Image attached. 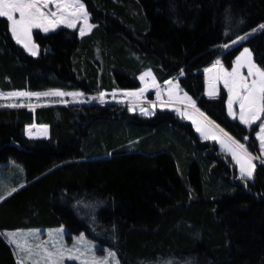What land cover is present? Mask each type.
Here are the masks:
<instances>
[{
  "label": "trees",
  "instance_id": "obj_1",
  "mask_svg": "<svg viewBox=\"0 0 264 264\" xmlns=\"http://www.w3.org/2000/svg\"><path fill=\"white\" fill-rule=\"evenodd\" d=\"M80 1L90 30L33 29L35 56L0 18V91L95 96L137 88L149 70L158 84L176 81L198 111L259 157L256 125L227 116L222 85L213 97L203 93L202 70L215 59L229 68L243 46L264 70V0ZM32 122L47 134L26 136ZM6 165L0 181H14L0 191V264H16L4 229L54 225L67 239L81 232L111 248L119 264H264V164L241 179L226 153L169 109L143 115L86 100L1 107L0 170Z\"/></svg>",
  "mask_w": 264,
  "mask_h": 264
},
{
  "label": "rangeland",
  "instance_id": "obj_2",
  "mask_svg": "<svg viewBox=\"0 0 264 264\" xmlns=\"http://www.w3.org/2000/svg\"><path fill=\"white\" fill-rule=\"evenodd\" d=\"M81 2V1H80ZM82 3V2H81ZM83 4V3H82ZM50 7H52L50 5ZM54 10V9H53ZM7 20V19H6ZM8 24V32L11 35L12 39L14 42L16 40L12 36L11 30H10V22L7 21ZM87 24L92 27V24L87 21ZM262 24H259L252 29H250L247 33H245L243 36H247L255 31H257ZM60 26H65V25H60ZM76 28L77 34L80 36L81 28H85V23L84 20L81 18L79 21H77L76 26L73 27ZM41 30V29H39ZM43 31V30H41ZM89 30L86 29L85 33L88 32ZM241 37L235 38L233 41H239ZM231 41V43H233ZM34 43V42H33ZM18 44V43H17ZM27 53H29L21 44H19ZM37 46V45H36ZM38 48V47H37ZM244 49H248L246 46H243L239 52L235 55L232 64L229 68H225L228 71H231L233 67H235V62L238 57L241 56V54L244 52ZM249 51V50H248ZM250 53V52H249ZM30 54V53H29ZM218 59H215L210 65L206 66L203 68V76H204V87H203V93L208 94L209 91V78L210 76L214 75L216 69H213V72H206V69H212L213 65L216 63ZM252 61V59H251ZM252 63H254L252 61ZM221 64V63H220ZM255 64V63H254ZM222 65V64H221ZM256 65V64H255ZM257 67V66H256ZM258 68V67H257ZM247 67H243L241 69V72L244 75H247ZM150 72L149 70H144L141 73L138 74L137 78L139 80V87L137 89L131 90V89H112L109 92H99L95 96H91V94H85L81 92L80 90H61V89H56V88H51V89H44L40 91H35V92H26V91H13V92H0V100H5V98H2L3 96H8V97H18V102L21 104L20 106H25V107H35L36 105H45V104H52V103H77V102H82L86 100L87 102H116V103H121L126 106V108L129 111H135L137 113L143 114V115H151L156 109H169L173 111L175 114L178 115L183 120L188 121L197 136L201 139H205L204 135L202 132L197 131V126L200 125L202 129L210 134L215 135V139L209 138L208 140L213 141L219 150L223 151L226 153L230 159L233 161V163L236 166V173L241 176L240 174V166L237 164L236 160L233 158L231 152L227 150L225 145L230 144L231 141H236L232 137H230L227 133H225L223 130H221L219 127H217L212 121H210L207 117H205L204 114H202L200 111H198L195 107H192L191 104L187 99H185V95L189 97L185 92H183L179 86L178 88H174V85H178L176 81L172 79H168L164 81L161 84H158L155 82L152 74L151 76H145L143 80H141V77L144 76L145 73ZM251 80V78H249ZM171 82V83H169ZM218 85H223V82H218L216 84V88ZM141 89H144V91L141 93ZM226 91V99H225V112L228 117L233 118L232 115L229 114L228 110V92L227 89L224 88ZM172 90L173 95L171 97V102H169V91ZM63 92L66 95L63 97H58V96H43L40 95L39 97L32 95V96H10L9 94L11 93H19V92H25V93H37V94H42L46 92ZM141 93L138 96H128L125 95V93ZM68 93H72L75 95H67ZM101 93L104 94L103 99H101ZM157 93H159V98L157 96ZM190 98V97H189ZM192 101V100H191ZM193 102V101H192ZM34 105V106H32ZM142 109L146 110L142 111ZM234 111L237 113V118L236 120H239L238 118V105H234ZM147 113V114H146ZM234 119V118H233ZM262 120H264V117H262ZM195 121V123L193 122ZM241 123V122H240ZM256 125V130L254 132V136L258 142L259 146V157L253 156V164L255 162L258 163H263L264 164V148L261 147V143L259 140V134H260V128L259 124L260 121H257L254 123ZM252 124V125H254ZM245 125V124H243ZM249 126V125H245ZM33 129V132L30 136L34 137H39L40 134H42V131L37 130L36 127H33L32 124H29L25 128V133L29 135V129ZM231 138V140H229ZM221 141L224 143L222 144ZM237 142V141H236ZM247 178V177H246ZM65 230L62 225H56V227L50 228V229H44L47 231L46 239L40 242L38 246H46L47 240L48 243H50L48 251L50 253L54 254L55 260L59 262V264H94V261H107V264H119L117 257L114 253V251L104 245H99L96 242L86 238L81 232L74 233L71 235L69 239H67L63 232L60 230ZM12 235V231H9ZM16 232H19L23 234L24 231H18V229L14 230V234L18 236ZM42 231H38L37 235H41ZM45 244H42V243ZM16 243V241H15ZM61 256L63 257L61 259ZM77 257L76 259H69L68 257ZM155 264H180L176 261L170 260V261H157Z\"/></svg>",
  "mask_w": 264,
  "mask_h": 264
},
{
  "label": "snow or ice",
  "instance_id": "obj_3",
  "mask_svg": "<svg viewBox=\"0 0 264 264\" xmlns=\"http://www.w3.org/2000/svg\"><path fill=\"white\" fill-rule=\"evenodd\" d=\"M50 5L52 7H50ZM54 9V10H53ZM0 18H6L10 22V30L12 36L16 40V43L21 44L31 55L38 54V48L32 40L33 29H41L44 32L54 30L60 25H65L69 28L76 26L77 21L81 18L84 20L85 28H81V35L85 33V30H90L91 26L87 24L88 14L84 5L80 0H0ZM240 39H243L241 37ZM236 41H233L235 43ZM247 67V75L241 72L243 67ZM216 69L214 75L209 78V91L208 95L213 97L217 94L216 84L223 82L224 88L228 92V110L229 114L233 118H237V113L234 111V105H238V118L242 124L251 126L252 124L260 121L259 128V140L261 147L264 148V70L257 68L251 61V54L248 49H244V52L235 62V67L231 71L226 70L220 61L217 60L212 69H206V72H213ZM145 76H151V72H147L141 77V80ZM251 78V80H249ZM171 83V82H169ZM174 88H178V85H174ZM144 89H141V93ZM141 93H125L128 96H138ZM10 96H58L63 97L66 95L63 92H46L42 94L37 93H11ZM67 95H75L68 93ZM159 93L157 96L159 98ZM173 95L172 90L169 91V102ZM104 94L101 93V99ZM189 101L192 107H195V103L191 101V98L185 95L184 97ZM16 106V105H11ZM142 111H145L142 109ZM147 114V113H146ZM195 123V121H193ZM33 127H35L33 125ZM197 131L202 132L205 139H215L214 134H210L202 129L200 125L197 126ZM31 128L29 129V135H31ZM42 134H47V127L42 128ZM231 140V138H229ZM223 144L224 142L221 141ZM227 150L231 152L233 158L240 166L241 179L245 177L251 178L253 175V157L247 153L244 145L231 141L230 144L225 145ZM17 189H12L8 195L15 192ZM3 199V197H0ZM13 236L15 234H12ZM15 243V241H13ZM19 247V245H17ZM30 251V250H29ZM63 257L61 256V259ZM69 259H76L77 257L69 256ZM45 259L48 264H58L54 262V254L45 250ZM23 264V261L21 262ZM94 264H107V261H94Z\"/></svg>",
  "mask_w": 264,
  "mask_h": 264
},
{
  "label": "crops",
  "instance_id": "obj_4",
  "mask_svg": "<svg viewBox=\"0 0 264 264\" xmlns=\"http://www.w3.org/2000/svg\"><path fill=\"white\" fill-rule=\"evenodd\" d=\"M137 88H134V89H137ZM134 89H131V90H134ZM0 92H2V91H0ZM7 92H13V91H7ZM2 98H5V100H0V108L1 107H17V106L21 105L18 102V100H19L18 97L3 96ZM11 105H16V106H11ZM32 106H34V105H32ZM33 108L34 107H32L31 109H33ZM31 124L34 125L37 128V130H39V131H42V128L44 127V125L37 124L35 122H32ZM25 135L29 136V137H34V136L28 135L27 132L25 133ZM40 136H45V135L40 134ZM9 167H10V165H6V166L2 167L0 171L4 172ZM16 170L21 174V169L19 167L16 168ZM10 178H11L10 176L5 177V180H7V181H4L1 179L0 191L8 188L9 184L13 183L14 180L11 181ZM1 194H3V193L0 192V196H1ZM53 227H56V225H54V226L18 227V228L4 229L2 231V233L5 236V238L11 244V247H12L13 252H14V258H15L16 264H21L22 261H23V264H48V261L45 259V250L47 252H50L47 250V249L51 248V247H49V245H50V243H48L49 240H47L46 246H43V245L38 246V244H40V242L43 241L44 239H46V237H47V235H46L47 231L44 229H46V228L50 229ZM15 229H18V231H24V232H23V234L16 232L18 234V236H16V234L14 236L9 234L10 233L9 231H12V234H14ZM38 231H42L40 236L37 235ZM60 231L63 232V234L65 233V230L61 229ZM64 236H65V234H64ZM13 241H16V243H14ZM42 244H45V243L43 242ZM17 245H19V247ZM54 262H58V261L55 260V258H54ZM58 264H59V262H58Z\"/></svg>",
  "mask_w": 264,
  "mask_h": 264
},
{
  "label": "built area",
  "instance_id": "obj_5",
  "mask_svg": "<svg viewBox=\"0 0 264 264\" xmlns=\"http://www.w3.org/2000/svg\"><path fill=\"white\" fill-rule=\"evenodd\" d=\"M29 129V128H28ZM31 131L33 132V129H31Z\"/></svg>",
  "mask_w": 264,
  "mask_h": 264
},
{
  "label": "water",
  "instance_id": "obj_6",
  "mask_svg": "<svg viewBox=\"0 0 264 264\" xmlns=\"http://www.w3.org/2000/svg\"><path fill=\"white\" fill-rule=\"evenodd\" d=\"M181 72V71H180Z\"/></svg>",
  "mask_w": 264,
  "mask_h": 264
}]
</instances>
